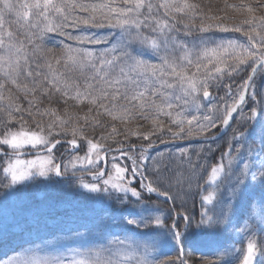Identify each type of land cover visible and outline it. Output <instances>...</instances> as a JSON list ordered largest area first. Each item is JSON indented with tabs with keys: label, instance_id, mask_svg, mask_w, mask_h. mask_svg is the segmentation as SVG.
Segmentation results:
<instances>
[{
	"label": "snow or ice",
	"instance_id": "6c2138e0",
	"mask_svg": "<svg viewBox=\"0 0 264 264\" xmlns=\"http://www.w3.org/2000/svg\"><path fill=\"white\" fill-rule=\"evenodd\" d=\"M193 238L264 264V0H0V264Z\"/></svg>",
	"mask_w": 264,
	"mask_h": 264
},
{
	"label": "trees",
	"instance_id": "16d2710c",
	"mask_svg": "<svg viewBox=\"0 0 264 264\" xmlns=\"http://www.w3.org/2000/svg\"><path fill=\"white\" fill-rule=\"evenodd\" d=\"M229 3H237L239 0H228ZM216 3L222 6L223 0H216ZM239 19V17H237ZM218 147H224L223 142ZM188 207L192 208L193 211H197L199 209V198L196 199L195 204L191 201L188 203ZM199 238H193L191 241L190 247H186L184 250V259L189 262V264H206L207 261L215 260V257L211 254L209 249H203L198 244ZM179 254V249L174 248V254L171 257V261L175 260L177 255ZM171 261H167L166 263L171 264Z\"/></svg>",
	"mask_w": 264,
	"mask_h": 264
},
{
	"label": "rangeland",
	"instance_id": "374dc122",
	"mask_svg": "<svg viewBox=\"0 0 264 264\" xmlns=\"http://www.w3.org/2000/svg\"><path fill=\"white\" fill-rule=\"evenodd\" d=\"M41 191H44V192H47L48 194H51L53 196H57L59 198H65V195L67 194H61L58 192V190L52 186H48L47 188H44L43 186L41 187ZM72 198H75L74 196ZM199 246L203 249H208L206 246H204V244L199 240L198 242ZM174 254V248L173 249H170L168 250V254L167 256H163L161 257L162 260L165 261V264H168L166 263L167 261H171V257L172 255Z\"/></svg>",
	"mask_w": 264,
	"mask_h": 264
}]
</instances>
